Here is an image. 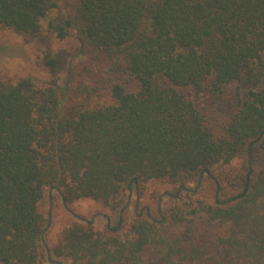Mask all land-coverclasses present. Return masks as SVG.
<instances>
[{
  "label": "trees",
  "instance_id": "16d2710c",
  "mask_svg": "<svg viewBox=\"0 0 264 264\" xmlns=\"http://www.w3.org/2000/svg\"><path fill=\"white\" fill-rule=\"evenodd\" d=\"M56 8L0 0V26L35 35ZM47 26L73 32L85 61L62 86L51 54L42 86L0 80V264H264V0H74ZM204 178L211 202L158 218L143 206L124 231L148 182L177 187V200ZM50 190L119 219L102 231L72 223L50 248ZM197 219L227 231L202 235Z\"/></svg>",
  "mask_w": 264,
  "mask_h": 264
},
{
  "label": "rangeland",
  "instance_id": "374dc122",
  "mask_svg": "<svg viewBox=\"0 0 264 264\" xmlns=\"http://www.w3.org/2000/svg\"><path fill=\"white\" fill-rule=\"evenodd\" d=\"M73 2L74 0H56L57 8L48 14L45 21L41 22V30L35 35H19L0 26V80L14 83L21 78H32L38 86H42L51 78L49 70L41 64L42 56L45 54H51L61 60L57 75L59 86H62L69 68L74 74L79 75L82 72L85 59L74 33L70 32L66 38L58 39L47 26L49 21L54 22L59 15L71 11ZM235 89V84L227 86L226 95L233 94ZM218 181L222 182V178L218 177ZM189 188L192 190L194 183L191 182ZM176 191L177 187L164 182H148L138 202V208L135 207V197H132L130 204L123 212L124 231L129 229L134 212L142 211L143 206L150 209L152 217L158 218L161 214H170L169 211L177 207V204L184 205L189 200L211 202L215 184L209 178H204L198 194L190 196L188 192H180L177 200L171 196L176 194ZM45 196L41 211L48 219L45 240L50 248L56 244L63 230L72 223L91 219L94 229L102 231L107 221L113 226L119 219L117 212L110 211L107 207L90 199L74 201L69 207H64L57 190H50L45 193ZM195 226L197 231L206 236L221 235L227 231V226L224 224H206L202 219L195 220ZM42 264H70V261L52 257L50 262Z\"/></svg>",
  "mask_w": 264,
  "mask_h": 264
}]
</instances>
